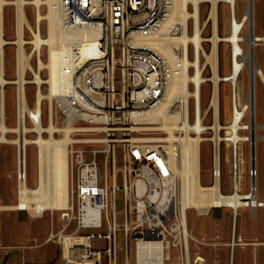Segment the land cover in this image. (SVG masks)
Returning <instances> with one entry per match:
<instances>
[{
  "label": "built area",
  "instance_id": "built-area-1",
  "mask_svg": "<svg viewBox=\"0 0 264 264\" xmlns=\"http://www.w3.org/2000/svg\"><path fill=\"white\" fill-rule=\"evenodd\" d=\"M204 3L208 2L198 4L201 15L198 25L197 17L184 20L176 13L179 0H63V39L59 44L68 50L71 80L68 89L53 98L50 124L57 128L56 137L62 136L64 127L68 125L74 131L72 140L66 146L69 202L67 208L62 210L65 225L61 231H53L48 239L60 246L62 264H105V259L106 264H118L116 245L119 231L125 237L124 264H133V254L135 264H148L140 261L139 254L143 244L152 237L158 239L162 254L167 255L164 264L171 260L172 246L179 248L181 261L178 264H199L197 260L200 256L193 261L190 257V242L193 241L196 246L206 242L189 232L187 212L191 208L184 210L182 201V171L185 169L188 147L186 136L202 135L205 140L201 142L200 148L204 142L211 144L212 184L217 178H221V181L223 178L224 142L217 144L213 129L216 121L215 109L211 106L214 94L213 70L207 64L204 51H209L205 46L209 44L211 48V44L204 38L200 50L195 40L200 26L205 36L209 24V13L205 20L202 19ZM189 8L193 14L196 13L194 3L189 4ZM185 34L192 36L187 44L176 40ZM91 44H96L98 57L85 55L86 47ZM28 45L31 46V54H27L26 76L31 71L33 79H28L26 84H36L39 93H42V85L49 84L44 82L38 85L32 81L36 78V71L45 80L48 79V69L39 68L42 63L45 65L49 61V48L43 44L40 55L33 43ZM230 66L231 73L232 62ZM117 72L120 73L119 78ZM17 74L18 68L16 77ZM220 74L223 75L221 62ZM257 76L261 78L255 71V78ZM224 83L230 85L233 110L235 102L234 84L220 81V120L221 86ZM207 84L210 85V98L203 108L202 95ZM8 85H16L19 93V84L13 79L4 85L0 84V115L4 108V122ZM252 88L256 93L255 85L253 87L251 82L248 101ZM18 93L17 124L20 110ZM248 101L242 106L246 109L242 122L250 111L246 105ZM28 111L26 120L27 117H33ZM249 114L252 122L253 112ZM171 132L175 136L173 139ZM209 134L212 137H207ZM117 145L122 147L124 165L122 192L125 211L122 226L117 224L114 211L112 218H109L110 208L115 210V196L120 189L117 185ZM17 147L16 179L20 191L21 182L28 185L29 181L27 144L23 159L20 145L17 144ZM190 148H196L195 142ZM102 156L105 170L111 157V187L108 185L107 172L103 181L100 176L99 160ZM235 173H238L237 163L233 168V189ZM257 175V168L252 166L253 178ZM73 223H76V229L66 234ZM82 230L93 232L83 235L80 234ZM66 236L80 237L85 242L83 246H71L66 253L63 248ZM93 240L107 241L108 246L96 249L92 245ZM228 245L231 249L229 264H234L236 249L247 245L242 236L237 234L236 216L232 240ZM6 248L0 240V250ZM155 253H158L157 249H147V255Z\"/></svg>",
  "mask_w": 264,
  "mask_h": 264
},
{
  "label": "rangeland",
  "instance_id": "rangeland-1",
  "mask_svg": "<svg viewBox=\"0 0 264 264\" xmlns=\"http://www.w3.org/2000/svg\"><path fill=\"white\" fill-rule=\"evenodd\" d=\"M16 0H6L8 4L4 5L3 9L0 8V31L3 32L4 38L7 41H13L17 36V5L14 4ZM34 1V0H28ZM255 2V16H254V32L256 35L264 36V0H254ZM236 15L237 23L240 22L243 15L247 12L249 0H237L236 2ZM220 32L222 36L230 33L231 30V8L227 3L220 4ZM25 11L27 18L31 26L36 29L37 27V7L31 2L25 5ZM210 11V5L208 3L202 4V19L205 20ZM42 15L48 13V8L43 5L40 9ZM3 17V18H2ZM212 33V26L208 24L205 30V37L208 38ZM251 25L250 22H246L243 28V37L250 36ZM48 36V22L46 19L41 21V35L46 38ZM32 35V38H31ZM26 40H33V33L28 25L25 26ZM30 44V43H29ZM245 51L249 48V42L244 41L242 43ZM27 54H31V46L25 45ZM206 49H210V45L207 44ZM17 44L10 43L4 46L3 53L0 54V64L3 61V67L8 80L16 77V57L18 53ZM230 50L231 45L222 42L220 45V62L221 73L223 75H229L230 73ZM42 54V49H41ZM255 56L259 66L264 72V41L257 42L255 48ZM45 77L46 71L44 72ZM241 74V73H240ZM117 77H120V73L117 72ZM28 79H32V72L27 74ZM119 86V85H118ZM251 86V74L248 67L244 68L241 76L237 79V107L238 110L242 109V106L248 101L249 92ZM49 85H42V94L48 95ZM17 93L18 87L15 85H8L6 87V101H5V124L15 129L19 125L18 105H17ZM19 94V93H18ZM26 94L28 98V104L33 112V117H27L25 124L30 130L26 136L29 139H34L38 136L37 119L39 113V90L38 86L34 83L26 84ZM210 98V85H206L203 90L202 103L203 108L207 106ZM256 115L255 122L258 125L256 134L258 136L256 145V168L258 175L256 176L258 185V198L264 201V83L261 78H256ZM53 100L44 98L41 102V116L42 126L47 128L50 125V106ZM221 103H222V116L221 123L224 127L232 125V111H231V97H230V85L222 84L221 86ZM250 111L244 119V123L250 124ZM4 114V110H3ZM251 131L244 130L239 131V136L250 135ZM220 134L222 137H231L233 135L232 130L223 129ZM44 135L48 134L44 132ZM1 137V132H0ZM19 137L18 132H8L7 139L15 140ZM61 137V136H57ZM212 137V135H207ZM202 182L204 185L212 184V160H211V144L204 142L202 144ZM28 170H29V187H36L38 185L39 169L38 147L36 144L28 143L26 147ZM116 155V167L117 171V185L120 188L115 196L116 207L115 210L110 208L109 218H112L114 211L116 215V222L119 226L124 223V195L122 192L123 186V155L121 145H117L115 149ZM18 161V147L15 143L0 142V205L12 206L17 204L19 197L18 182L16 179ZM238 183L239 191L241 193H248L252 188V160H251V143L239 142L238 143ZM100 176L103 181L104 175L107 172V181L109 187L112 184L111 174V157L107 162L105 170L104 157L99 160ZM222 190L224 193L233 192V168H234V152L232 143L230 141L222 142ZM106 171V172H105ZM62 211H44L42 216L33 217L28 214L27 218H19V213L15 209L0 210V240L3 242L7 249L16 250L18 247L34 246L37 243L34 241V237L39 238L41 243L43 239L50 235L53 231L55 233L61 231L64 228L65 222L62 220ZM217 216V217H215ZM188 230L189 232L202 240L205 239L206 244L196 246L193 241L190 242L191 246V259L192 261L197 256L202 257L205 261L203 264H229L231 249L229 243L232 240L234 211L231 207H224L219 211L213 209L208 213L200 214L197 209H190L187 212ZM237 234L242 236L246 246H240L236 249L234 264H264V207L259 208H243L239 210L237 218ZM76 229V223H73L70 228L65 232L69 234ZM93 231L82 230L80 234L86 235ZM100 232L104 233V230ZM31 238V239H30ZM213 243L218 244L217 246ZM92 245L96 249H105L108 246V242L104 240H93ZM117 250H118V264H124L125 255V237L122 231L117 234ZM60 247V246H59ZM58 246L53 243L47 244L44 247L38 249L29 250V254L47 258L48 253L58 251ZM5 251H0V255L3 256ZM132 263L135 264V255L131 256ZM181 261V255L178 247L172 246L171 248V260L166 261L165 264H178ZM106 264V259L104 260ZM194 264V263H193Z\"/></svg>",
  "mask_w": 264,
  "mask_h": 264
},
{
  "label": "bare ground",
  "instance_id": "bare-ground-1",
  "mask_svg": "<svg viewBox=\"0 0 264 264\" xmlns=\"http://www.w3.org/2000/svg\"><path fill=\"white\" fill-rule=\"evenodd\" d=\"M14 2V1H13ZM32 3L37 7V27L34 29L28 21L27 14L25 11V5ZM200 2H208L210 4V12L208 22L212 26L211 35L206 38L202 35V25L198 29L195 40L198 42V48L201 50L202 44H200L204 38L211 44L209 51H205L207 64L212 66L213 75L212 80L214 82V94L211 102V106L214 107L216 113V121L214 122L213 129L215 130V141L220 144L222 141H230L232 143L234 152V165L238 164V143L239 142H253L258 140L257 134H255L258 125L255 122V111L257 100L254 88H252V95L250 101L246 104L250 111L253 112V118L251 124L242 122V116L245 113V108L242 107L238 110L237 102V79L241 73L243 66L248 67L251 74V82L253 87L256 81H254V71L261 76V80L264 83V72L258 64L253 50V38L257 42L264 41V36L255 34L254 31V16H255V2L249 0L247 12L243 15L240 22L237 23L236 15V2L237 0H179L176 13H179L184 20L188 17H197V24L199 25V10L198 4ZM194 3L196 6V13H192L189 8V4ZM227 3L231 8V30L226 36H222L220 32V4ZM8 4L6 0H0V8L3 9L4 5ZM14 4L17 5V36L13 41H7L4 38L3 32L0 31V54L3 53L4 46L9 43L17 44L18 53L16 64L18 68L17 77L13 80L19 84V125L15 129L9 128L3 120V110L0 115V142L15 143L19 144L21 148V158L24 157V151L26 144L33 143L39 147V169H38V185L34 188L29 187L24 181L21 182L18 202L12 206H1L0 210H25L31 216H42L44 211H62L65 210L69 202V190H68V158H67V144L72 140L71 134L74 128L70 125L64 127V134L59 138L55 136L57 128L50 124L47 128L42 126L41 122V102L44 98H49L51 101L55 96L65 92L68 89L71 80V64L69 59L68 50L59 42L63 39L62 30V6L63 0H16ZM43 5L48 8V13L42 15L40 9ZM3 18V17H2ZM46 19L48 22V36L46 38L41 35V21ZM246 22L251 23V35L244 38L243 28ZM31 29L33 33V40L27 41L25 36V26ZM192 36L185 34L183 37L176 39L177 41L186 43ZM244 41L249 42V48L247 51L242 46ZM222 42H226L231 45L230 58L232 61V71L229 75L220 74V45ZM33 43L37 51L41 55V49L43 44H47L49 48V61L44 65L41 64L39 69L46 67L49 71V77L45 80L36 71V78L34 81L38 85L46 82L50 85V91L48 95L39 93V117L37 119L36 132L38 136L34 139H29L26 134L30 130L25 124V117L28 112L31 116H34L28 103L25 84L28 82L26 76V69L28 66L29 54L27 55L25 45ZM86 56H99L96 53V44H91L85 49ZM33 79V78H32ZM226 80L234 84L235 96H234V110L232 111V125L224 127L220 120V81ZM256 80V78H255ZM8 82V79L4 75V67L2 62V69H0V84L4 85ZM184 82H186L184 80ZM230 129L233 132L231 137H222L220 134L221 130ZM249 130L252 132V136L245 135L239 136V131ZM8 132H18L19 137L15 140L7 139ZM44 132L48 133V136L44 135ZM175 136L171 132V139ZM205 139L202 135L196 137L186 136L188 147L186 148L185 156V169L182 171L183 177V209L188 208L197 209L200 214L208 213L212 209H223L224 207H231L234 211V218L239 215V210L243 208H259L264 207V201L258 198V185L257 179L253 178V191L248 193H241L238 189V173L234 174V191L232 193H224L222 190L221 178H217L215 184L204 185L202 183V151L200 144ZM195 142L196 148L192 149V143ZM257 161L254 156L253 163ZM255 169V167H254ZM256 188V190H255ZM85 239L77 237L72 238L66 236L63 241V248L66 253L73 245L83 246ZM149 247L158 250V253L147 255V249ZM191 257V256H190ZM167 255L162 254V247L158 239L152 237L147 243H144L141 247L139 259L141 262L148 264H164ZM190 260V259H189ZM197 262L203 264L204 259L198 258Z\"/></svg>",
  "mask_w": 264,
  "mask_h": 264
},
{
  "label": "crops",
  "instance_id": "crops-1",
  "mask_svg": "<svg viewBox=\"0 0 264 264\" xmlns=\"http://www.w3.org/2000/svg\"><path fill=\"white\" fill-rule=\"evenodd\" d=\"M237 226L238 222L236 224V227ZM49 237L50 235H47L41 243L39 242L38 237H34V241L36 239L35 242L37 244L34 246H28V248L18 247L16 250H11L7 248L5 250H0L5 251L3 253V256L0 255V264H62L61 249L58 244L54 243L53 241H48ZM50 243H53L54 245L58 246L59 250L55 251L54 253L49 252L47 258L29 254V250L38 249Z\"/></svg>",
  "mask_w": 264,
  "mask_h": 264
},
{
  "label": "water",
  "instance_id": "water-1",
  "mask_svg": "<svg viewBox=\"0 0 264 264\" xmlns=\"http://www.w3.org/2000/svg\"><path fill=\"white\" fill-rule=\"evenodd\" d=\"M250 25H251V23H250ZM250 35H251V33H250ZM252 35H253V37H255V32L254 31H253V34ZM256 45H257L256 39L253 38V50L254 51H255ZM254 80H255V71H254ZM255 134H256V132H255ZM256 145H257V141L256 140L251 143V160H252V166H253V168L254 167L256 168V163L255 164L253 163L254 156L256 158ZM219 210H221V209H219ZM219 210L214 209L215 212L216 211H219ZM18 213H19V218L20 219H22L23 217L24 218H27V216H28V213L25 210H18ZM215 217H217V216H215Z\"/></svg>",
  "mask_w": 264,
  "mask_h": 264
}]
</instances>
